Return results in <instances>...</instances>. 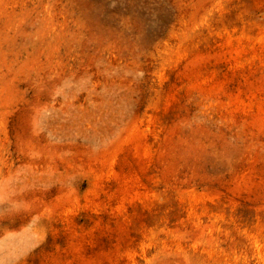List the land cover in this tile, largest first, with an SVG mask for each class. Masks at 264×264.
Instances as JSON below:
<instances>
[{
  "label": "rangeland",
  "instance_id": "374dc122",
  "mask_svg": "<svg viewBox=\"0 0 264 264\" xmlns=\"http://www.w3.org/2000/svg\"><path fill=\"white\" fill-rule=\"evenodd\" d=\"M0 264H264V0H0Z\"/></svg>",
  "mask_w": 264,
  "mask_h": 264
}]
</instances>
